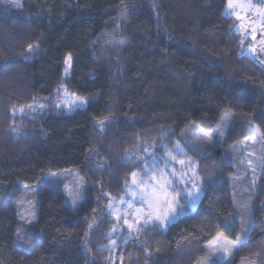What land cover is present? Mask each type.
<instances>
[{"label":"trees","instance_id":"trees-1","mask_svg":"<svg viewBox=\"0 0 264 264\" xmlns=\"http://www.w3.org/2000/svg\"><path fill=\"white\" fill-rule=\"evenodd\" d=\"M19 1L0 2V264H197L218 234L238 241L232 264H264V165L256 186L232 181L238 144L255 129L264 143V69L239 54L227 0ZM62 86L86 108H55ZM38 99L49 101L46 114L17 115ZM224 112L226 137L197 160L194 210L185 205L166 230L145 227L114 251L106 206L141 169L134 155L154 146L156 158L189 124L211 131ZM66 169L86 182L78 208L47 183L37 234H19L12 202L21 185Z\"/></svg>","mask_w":264,"mask_h":264},{"label":"rangeland","instance_id":"rangeland-1","mask_svg":"<svg viewBox=\"0 0 264 264\" xmlns=\"http://www.w3.org/2000/svg\"><path fill=\"white\" fill-rule=\"evenodd\" d=\"M0 2L14 8L20 5L19 0ZM223 13L230 18V34L238 36L241 42L239 54L257 61L264 69V1L227 0ZM69 65L70 59L67 58L65 78L69 74ZM51 101L55 108L66 113L85 109L87 105L84 98L69 93L64 86L56 90ZM49 106L48 100L38 99L16 110V113L22 117L43 115ZM230 123L231 114L224 112L211 131L205 132L194 123L189 124L181 132L178 142L170 147L159 146L160 154L156 158L157 148L154 146L144 150V156L140 158L134 155L140 161L141 169L130 176L120 198L108 199L106 206V214L112 221L108 240L114 251L120 244L138 237L145 227L157 225L166 230L186 212L185 205L194 210L202 195L197 160L220 146ZM237 149L241 155L237 163L232 162L235 172L232 181L238 183L248 178L252 186H256L264 165V143L259 131L255 129L253 137L239 143ZM47 183L53 186V194L62 193V203L71 211H75L84 198L86 182L75 169L47 172L41 183L22 184V194L12 202L19 234L25 228L31 230L32 235L37 234V192ZM251 213L244 212V219H240L245 230L251 225ZM237 248L238 241H230L223 234H218L205 245V254L197 264H210L208 258H213L217 264H232Z\"/></svg>","mask_w":264,"mask_h":264}]
</instances>
